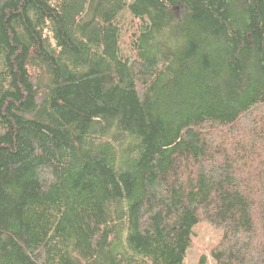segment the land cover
I'll list each match as a JSON object with an SVG mask.
<instances>
[{
  "label": "trees",
  "instance_id": "1",
  "mask_svg": "<svg viewBox=\"0 0 264 264\" xmlns=\"http://www.w3.org/2000/svg\"><path fill=\"white\" fill-rule=\"evenodd\" d=\"M202 221L264 264V0H0V264H183Z\"/></svg>",
  "mask_w": 264,
  "mask_h": 264
},
{
  "label": "rangeland",
  "instance_id": "2",
  "mask_svg": "<svg viewBox=\"0 0 264 264\" xmlns=\"http://www.w3.org/2000/svg\"><path fill=\"white\" fill-rule=\"evenodd\" d=\"M184 14L183 8H176L175 15L180 20ZM223 230L208 221L197 224L193 230V242L183 264H200L203 257H207L208 264H215L211 258L212 249L219 243Z\"/></svg>",
  "mask_w": 264,
  "mask_h": 264
}]
</instances>
